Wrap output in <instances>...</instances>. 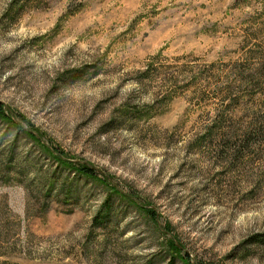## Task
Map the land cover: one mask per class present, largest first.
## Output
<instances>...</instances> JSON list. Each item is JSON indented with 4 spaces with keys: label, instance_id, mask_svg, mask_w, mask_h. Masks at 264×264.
<instances>
[{
    "label": "rangeland",
    "instance_id": "obj_1",
    "mask_svg": "<svg viewBox=\"0 0 264 264\" xmlns=\"http://www.w3.org/2000/svg\"><path fill=\"white\" fill-rule=\"evenodd\" d=\"M0 104V264H264V0H0Z\"/></svg>",
    "mask_w": 264,
    "mask_h": 264
},
{
    "label": "trees",
    "instance_id": "obj_2",
    "mask_svg": "<svg viewBox=\"0 0 264 264\" xmlns=\"http://www.w3.org/2000/svg\"><path fill=\"white\" fill-rule=\"evenodd\" d=\"M0 116L6 118V116H5L4 112H3V108H2V106H1V104H0ZM37 141H39V140H37ZM39 142H40V141H39ZM49 148H50L49 150L52 151L53 153H54L55 151H56V152H59L58 154H57V153L55 154L56 157L59 158V156H60V157H62V155L65 156L64 153H63L62 151L57 150V148H55V147H49ZM62 162H63L65 165H70V164H71V162L69 163L68 161H66V160H64V159L62 160ZM80 171H81L83 174H86V175H88V176H95V172H94V170H93L90 166H88V165L81 166V167H80ZM170 244H171L172 248L174 249V248H175L174 244H173L172 242H170Z\"/></svg>",
    "mask_w": 264,
    "mask_h": 264
}]
</instances>
